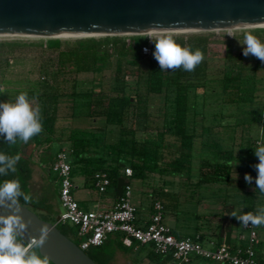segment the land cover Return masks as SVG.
<instances>
[{
	"label": "trees",
	"instance_id": "trees-1",
	"mask_svg": "<svg viewBox=\"0 0 264 264\" xmlns=\"http://www.w3.org/2000/svg\"><path fill=\"white\" fill-rule=\"evenodd\" d=\"M174 40L181 46H191L193 50L200 48L204 53L203 62L194 72H185L181 68L176 69L171 75L168 71H160V66L153 57L155 44L152 41L150 54L146 57L145 73L141 77L136 76L134 86L131 87L134 94L131 95L127 93L129 84L126 81L119 82V75L122 72L121 62L124 57L131 55L127 62L132 68H138L140 58L143 57L141 46L147 41L146 37L133 36L131 45L117 36L86 37L66 47H62L58 38L46 39L44 48L56 52V69L50 76L51 81L42 76L43 80L38 86L22 90L19 94L26 92L29 101L34 100L35 107H40L43 132L47 137L43 139L39 134L27 144L18 142L13 146L0 139V151L10 155L16 153L21 155L17 172L10 173L7 177L0 176V181L18 179L22 190L30 194L33 153L36 148L51 141L49 136L55 132L58 105L64 99L82 102L87 108L89 119L102 118L105 124L117 127V137L110 142L102 139L100 132L104 129L74 128L59 133L58 142L46 147V152L56 154L61 146L59 142L69 143L71 175L81 172L87 177H93L94 172L105 171L110 179L108 188L110 190H113L118 178L124 176L122 169L125 166L132 169L131 177H144L146 173H157L186 180L194 178L193 185L228 184L235 180L232 177L233 171H242L255 178L257 171L254 165L259 161L254 155L256 137L250 134L251 126L244 125L247 135H241L239 142L231 145H225L219 136L204 138V132H207L210 126L245 124L234 119L233 122L228 121L224 109L229 105L251 104L261 92L264 97V76L255 73L261 69V66L254 65L252 67L254 72L250 75L242 74L239 69L235 73L226 71L220 77H212L209 75L208 60L210 37L199 35L179 37ZM111 55L116 58L113 82L78 79L81 73H97L104 70ZM134 69L129 72L137 75ZM140 87L146 94L161 95L171 91L173 96L168 105L169 117L164 119L155 131L143 132L139 135L134 125L127 124V116L137 111V114H140L138 117L143 118V124L146 125L145 121L149 113L146 110L145 100L137 92ZM213 108L216 111L210 112L212 118L205 119L208 115L207 110ZM228 115L233 116L232 112ZM197 117L201 118L200 122ZM258 121L264 129V109L261 110ZM206 122L209 124L207 125ZM195 161L198 168L197 173L193 175ZM120 164H123V167ZM244 184L249 185L246 181ZM162 194L159 192L156 195L161 201ZM247 199L248 197L244 196L242 214L251 210ZM20 204L34 211L40 218L55 224L65 236L80 245L77 226L70 222H57L60 215L52 214L51 205L46 199L32 198L30 203H25L21 198ZM215 240L216 244L222 243L219 236ZM135 246H139L142 250L148 247L146 257L156 264H172L170 255L156 254L146 245L135 243L125 249L132 250ZM122 247L124 246L119 240V234L116 233L113 237L109 236L102 245L90 246L84 251L97 264H108L115 250ZM229 247L235 248L231 241Z\"/></svg>",
	"mask_w": 264,
	"mask_h": 264
},
{
	"label": "rangeland",
	"instance_id": "rangeland-1",
	"mask_svg": "<svg viewBox=\"0 0 264 264\" xmlns=\"http://www.w3.org/2000/svg\"><path fill=\"white\" fill-rule=\"evenodd\" d=\"M244 31H250L264 43V27L171 33L162 34L159 37L150 34L116 36L125 39L128 45H131L133 36H142L144 38L151 36L153 40H156L161 37H171L174 39L205 35L211 39L208 44L210 76L220 77L226 71L235 73L239 69H241L242 74L250 75L254 72L252 68L254 65L261 66V69H258L255 73L264 76V68H262L264 62L252 55H243L244 46L239 43V40L242 41V33ZM99 37L105 36H97L94 38ZM81 38L83 37H59L58 39H60L62 47H66ZM46 39L51 38L0 36V102H15L20 91L38 86L43 80L41 78L42 76L51 81L50 76L56 69V52L44 48ZM130 58L131 55H128L122 59V72L119 75V82L122 83V81H126L129 84L127 93L133 95L134 91L131 87L134 86L136 76L141 77L144 75L147 67V59L146 57H141L138 68L134 69L127 62ZM9 59L12 60L11 63ZM115 65L116 58L114 55H111L108 65L104 70L97 73H81L78 75V79L83 81L102 80L113 82L115 78ZM132 69L136 71L137 75L129 72ZM168 72L173 75L175 70H168ZM137 92L145 100L146 110L149 116L145 121L146 125H144V120L138 117L140 114H137V111L130 113L127 116V124L134 125L135 130L140 135L143 134V132L155 131L156 128L160 127L163 120L169 117L168 105L173 93L168 91L161 95H151L146 94L142 87H140ZM30 103L35 108L34 100H31ZM263 104L264 97L261 92L251 104L227 106V108L224 109L227 114V116H225L226 119L232 122L233 119L235 121H243L245 124L240 123L233 125V123H231L229 125L222 124L221 126H210L208 131L204 132V138L219 136L225 145H231L232 143L237 144L241 135H247V130L244 125L251 126L250 134L257 137L258 130L261 126L258 119L260 118L261 110L264 109ZM207 111L208 115H206L205 119L209 120L212 118L210 112H215L216 110L213 108ZM231 112L233 116L228 115ZM134 114L136 115L134 116ZM197 119L199 122L201 121L200 117H197ZM206 124L208 125L209 123L206 122ZM74 128L81 130H88L90 128H98L99 130L104 129L100 134L102 139L107 142L113 141L117 137V127L112 124H105L102 118H97L95 120L89 119L87 116V108L82 102L69 99L61 100L57 110L55 132L49 136V140L56 143L58 142L57 137L59 133ZM40 136L44 139L47 137V134L42 132ZM59 145H61L60 148H67L69 143L62 141L59 142ZM38 148H40V146ZM194 163L193 175L197 173L198 168L197 162L195 161ZM244 176L245 173L242 171H233L232 177L235 180L228 184L207 183L200 185L192 184L195 182L194 178L186 180L176 176L160 175L157 173H146L144 177L132 176L129 179L132 185V201L135 204L142 202V206H145L152 200V196H156L159 192H163L164 190L165 192L170 190V195L166 193L162 194L163 200L167 204L175 202L173 199L176 197L175 199L178 200L177 203L179 204V211H181V213L177 212L175 214L172 205H167L168 208L164 212V220L166 223L170 224L172 218L178 215L181 221L191 223V226L199 223L208 224V226L212 227L214 223H218L222 220L226 208H231L237 214H242L244 196H248L249 193L253 191V188L257 189V186L252 185V183L255 184V178L253 177L251 184L245 185ZM148 189H152L151 194L146 193ZM257 190V197L259 198L257 201L259 200L264 205V193H261L259 189ZM96 193L101 194L98 192ZM138 207L141 208L139 205ZM139 212L138 214H140ZM204 226L206 227V225ZM232 229L235 233L241 232L247 235V232L242 229L240 222L234 217H232ZM205 245L208 246L206 242ZM141 251L146 254L149 248L147 247ZM135 255H137V252ZM144 257L152 261L150 258L146 257V255ZM143 264H147V261H144ZM151 264L156 263L152 261Z\"/></svg>",
	"mask_w": 264,
	"mask_h": 264
},
{
	"label": "water",
	"instance_id": "water-1",
	"mask_svg": "<svg viewBox=\"0 0 264 264\" xmlns=\"http://www.w3.org/2000/svg\"><path fill=\"white\" fill-rule=\"evenodd\" d=\"M263 24L264 0H0V35L116 36ZM127 184L121 176L105 194L119 197ZM20 206V215L25 222L30 221L22 234L26 244L39 238L40 229L46 227L48 234L39 252L53 264H97L55 224ZM232 212L226 208L220 224L219 235L225 245L230 243ZM10 213V209L0 207V214Z\"/></svg>",
	"mask_w": 264,
	"mask_h": 264
},
{
	"label": "built area",
	"instance_id": "built-area-1",
	"mask_svg": "<svg viewBox=\"0 0 264 264\" xmlns=\"http://www.w3.org/2000/svg\"><path fill=\"white\" fill-rule=\"evenodd\" d=\"M141 46V55L148 57L151 51V36ZM147 50V51H145ZM11 63L12 60L9 59ZM43 78V77H41ZM254 144H264V129L260 126ZM69 147L60 148L50 163V170L57 175L58 196L63 213L57 222H70L77 226V236L81 239L80 248L102 245L111 234H119L124 247L133 244L149 246L154 253L170 255L172 264H189L193 256L226 264H264V257L259 258L256 246L259 243L257 228L251 224L241 227L247 232L246 244L231 249L223 242L216 244L212 239H205L202 232H194L183 236L174 234L172 228L163 221L164 205L160 198L153 196L151 214L143 225L137 223L138 208L132 201V185L130 177L132 169L125 166L122 173L127 185L109 209L85 210L78 204L73 195V180L69 162ZM93 185L98 193L104 194L109 189L110 179L105 171H96L92 177ZM240 236V239H243ZM205 242L208 246L205 245Z\"/></svg>",
	"mask_w": 264,
	"mask_h": 264
},
{
	"label": "clouds",
	"instance_id": "clouds-1",
	"mask_svg": "<svg viewBox=\"0 0 264 264\" xmlns=\"http://www.w3.org/2000/svg\"><path fill=\"white\" fill-rule=\"evenodd\" d=\"M244 23V22H240ZM243 55H252L264 62V43L250 31L242 33ZM155 50L154 59L160 66V71L183 69L185 72H194L204 60V53L200 48L181 46L171 37H161L153 40ZM147 51V50H145ZM43 117L40 107H33L26 92H21L15 102H0V139L10 146L18 142L27 144L33 137L43 132ZM258 163L254 165L257 171L255 184L261 193H264V144L254 149ZM21 160L20 153L15 155L0 151V176L7 177L17 172V165ZM244 179L251 184L253 177L245 174ZM30 203L32 197L22 190L18 179L0 181V207L10 209L11 213L0 214V264H52L48 256L42 255L39 249L47 237V228L40 229L39 238H31L25 244L22 234L27 230L21 212L20 200ZM240 224L253 227L264 226V205L257 207L256 212L237 214L231 213Z\"/></svg>",
	"mask_w": 264,
	"mask_h": 264
},
{
	"label": "crops",
	"instance_id": "crops-1",
	"mask_svg": "<svg viewBox=\"0 0 264 264\" xmlns=\"http://www.w3.org/2000/svg\"><path fill=\"white\" fill-rule=\"evenodd\" d=\"M53 144H54L53 141H49L43 144L42 146H40V148H36V150L34 151L33 164L31 166L32 176L29 183V190L33 199H46L51 205L52 214L56 216V215H61L63 213V208L60 204L59 196H58L59 183H58L57 175L50 170V163L52 162L55 154H52L50 151L46 152V147L52 146ZM72 180L74 184L73 195L77 199L79 206L85 210L109 209L116 201L115 196H107L105 193L97 194L96 193L97 191L93 185L92 177H87L81 172H75L74 174H72ZM252 185L256 186V184L253 183ZM108 191H110V189ZM146 193L151 194L152 189L146 190ZM162 193L164 194L165 190ZM257 193L258 190L253 188V191L250 192L249 195L247 196L248 197L247 203L251 207L250 211L254 213L256 212L258 206L263 205L259 200L257 201V199H259L257 197ZM167 195H170V190H168ZM175 198L173 199L175 200V202H172V204H167L163 200V204L165 206L164 212L168 208L167 205L168 206L172 205L175 214L177 212L181 213V211H179V204L177 203L178 200H176ZM138 205L141 208H139ZM136 206L138 208V212L140 211L139 212L140 214H138L137 212V223L143 225L147 222L151 214V201L145 206H142V202L136 204ZM164 214H163V221L165 222ZM166 224L172 228L175 235H179V236L191 234L194 232H202L204 234L205 239L207 240L212 239L215 241V243H216L215 238L217 236L220 237L219 234H220L221 221L218 223H214L212 227L208 226V224H199V223L193 224V226H191V223L181 221L178 215H176L174 218H172V222L170 224L168 223ZM204 225H206V227ZM256 228L259 239V243L256 246V251L258 257L263 258L264 257V226L256 227ZM109 236L113 237V234ZM240 236H243L244 238L240 239ZM245 237L246 234H243L241 232L235 233L231 225L230 241L232 242V245L234 247L238 245H245L246 244ZM141 250L142 249H140L139 246L133 247L132 250L129 249L126 250L125 247H122V249L115 250L114 256L108 262V264H143L144 261H147V264H151L152 261L146 259L144 257L146 254H144V252H142ZM136 252L137 255H135ZM189 264H226V263H220L216 261L204 260L199 257H193Z\"/></svg>",
	"mask_w": 264,
	"mask_h": 264
},
{
	"label": "bare ground",
	"instance_id": "bare-ground-1",
	"mask_svg": "<svg viewBox=\"0 0 264 264\" xmlns=\"http://www.w3.org/2000/svg\"><path fill=\"white\" fill-rule=\"evenodd\" d=\"M253 27H264L263 25H259V26H240V27H229V28H222V29H216V30H227V29H241V28H253ZM198 31H212V30H155V31H149V32H145L143 34H150V35H155V36H160L162 34H171V33H186V32H198ZM100 34H87V35H59L58 37H97ZM120 35H132V34H120ZM0 36H12V35H0ZM17 36H21V37H42V38H49L51 36L48 35H17Z\"/></svg>",
	"mask_w": 264,
	"mask_h": 264
}]
</instances>
